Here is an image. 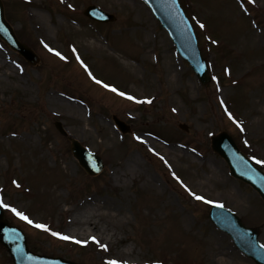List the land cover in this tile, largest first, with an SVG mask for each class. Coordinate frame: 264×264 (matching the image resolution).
I'll return each instance as SVG.
<instances>
[{
    "label": "rangeland",
    "instance_id": "rangeland-1",
    "mask_svg": "<svg viewBox=\"0 0 264 264\" xmlns=\"http://www.w3.org/2000/svg\"><path fill=\"white\" fill-rule=\"evenodd\" d=\"M1 1L18 39L39 57L29 64L0 39V199L33 224L1 208L23 231L28 248L102 264L131 245L136 264H212L208 249H215L220 236L228 262L255 264L207 213L211 204L230 209L258 229L264 246V203L229 174L210 147L211 135L226 131L264 170L257 163L264 161V0H179L208 63L206 85L141 0ZM90 4L112 13L113 22L85 17L82 10ZM52 96L80 109L62 106ZM145 100L152 102H136ZM113 116L130 130L121 133ZM71 138L101 156L99 174L80 167ZM130 156L139 170L127 169L129 175L116 180ZM189 189L205 199H195ZM88 196L114 204L96 219L97 227L116 235L107 251L92 240L74 237L86 241L76 243L51 234L68 236L75 209L67 208ZM0 264H13L1 244Z\"/></svg>",
    "mask_w": 264,
    "mask_h": 264
},
{
    "label": "water",
    "instance_id": "water-1",
    "mask_svg": "<svg viewBox=\"0 0 264 264\" xmlns=\"http://www.w3.org/2000/svg\"><path fill=\"white\" fill-rule=\"evenodd\" d=\"M145 1L162 26L172 37L176 49L182 58L189 61L201 83L209 80L205 60L197 47V41L187 17L184 15L178 0H143ZM84 13L98 21L113 20V16L95 6H89ZM0 36L13 49L20 52L29 62L34 63L37 56L25 45L21 44L9 25L5 22L0 2ZM119 123V122H118ZM56 127L65 133L59 122ZM121 125V124H120ZM124 131L125 128L121 126ZM211 147L222 156L229 165L230 173L251 185L264 201V173L256 168L236 146L233 139L225 132L212 136ZM71 151L80 165L89 173L95 174L102 168L99 156L88 152L76 140H71ZM212 221L222 231L228 233L239 250L251 257L257 264H264V247L257 241V230L245 227L240 219L227 209L212 206L209 213ZM0 242L5 245L16 264H75L60 258L36 255L29 252L25 238L19 229L8 226L3 220L0 209Z\"/></svg>",
    "mask_w": 264,
    "mask_h": 264
},
{
    "label": "bare ground",
    "instance_id": "bare-ground-1",
    "mask_svg": "<svg viewBox=\"0 0 264 264\" xmlns=\"http://www.w3.org/2000/svg\"><path fill=\"white\" fill-rule=\"evenodd\" d=\"M52 100H55L62 106H67L73 110L78 111L80 108L78 105L66 102L61 98L52 96ZM148 143H152L151 139L146 138ZM172 151H175V147H171ZM123 166L120 168V174L116 175V180L122 177L129 175L127 169L131 171L139 170L138 162L134 160L133 156H130L126 159L124 163H121ZM75 209L71 217L69 218V227L67 228L68 236L81 238L85 240H91V237L95 236L102 244H107L111 240L116 239V235L108 230L105 226L99 228L96 226V219L100 217H105L108 215L106 211L114 210V204L109 203L107 200L97 197V196H88L83 199H79L73 207H68L67 211ZM116 210V209H115ZM219 240L216 243L215 249H208V254L210 255L212 264H232L228 262L226 258V250L223 249L221 245V237L218 236ZM132 246L125 247L122 249L123 254L114 253L110 256L104 257L102 259V264H107L109 260H117L122 262V264H136L132 255Z\"/></svg>",
    "mask_w": 264,
    "mask_h": 264
},
{
    "label": "snow or ice",
    "instance_id": "snow-or-ice-1",
    "mask_svg": "<svg viewBox=\"0 0 264 264\" xmlns=\"http://www.w3.org/2000/svg\"><path fill=\"white\" fill-rule=\"evenodd\" d=\"M253 2H254V0H253ZM199 26L201 28L205 27V25L203 23H201ZM45 46L47 47V45H45ZM49 51H54L55 55L59 56L61 59H66V57L62 56L60 52L55 51L54 49L50 48ZM73 51H75V49H73ZM77 59H79V56H77ZM81 64L85 68V71L88 72L89 76H92V73L88 70L87 65H84L83 61H81ZM92 79L95 80V82L98 83V84L102 83L101 81L96 80V78L94 76L92 77ZM103 87L109 88L113 92L117 91V89L115 87H111L108 84H103ZM119 95L122 96V97H126L129 100H134V101L136 100V97L128 95L125 92H119ZM136 102L137 103H151L152 101L151 100H145V101H136ZM174 111H175V109H174ZM226 111H227V109H226ZM228 115H229L230 118L232 117L231 112H229ZM136 139L140 140L141 138L139 136H137ZM257 163L264 164V161L257 160ZM173 175H175V174H173ZM177 179H179V178L177 177ZM13 183H16V182L14 181ZM17 186H19V185H17ZM189 191H190L191 195H193L195 197V199H197V200H204L205 199L203 196H197L194 192H191L190 189H189ZM220 206L222 207L223 205H220ZM0 207L10 209V211L13 212L20 219L27 221V223H29V224H33V221L27 215H25V213H23L21 211H18L15 207H12L11 205H9L7 203H4V201L2 199H0ZM35 227H37L39 229H44L46 231L49 230L48 226L46 224L37 223V224H35ZM51 234L53 236H58V237H60L63 240H75L74 237L61 235L58 232H52ZM91 240L94 241L96 244H98L101 249L107 251L108 246L106 244L100 243V241L97 240V238L95 236L91 237ZM75 242L76 243H86V241H79V240H75ZM107 264H122V262L117 261V260H109V261H107Z\"/></svg>",
    "mask_w": 264,
    "mask_h": 264
}]
</instances>
